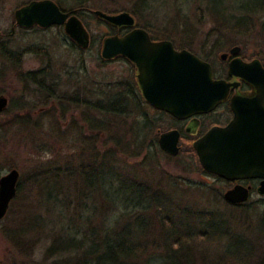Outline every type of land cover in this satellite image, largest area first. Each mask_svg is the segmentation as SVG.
Returning a JSON list of instances; mask_svg holds the SVG:
<instances>
[{"label":"rangeland","instance_id":"obj_1","mask_svg":"<svg viewBox=\"0 0 264 264\" xmlns=\"http://www.w3.org/2000/svg\"><path fill=\"white\" fill-rule=\"evenodd\" d=\"M26 1L6 0L7 5L1 19H9V6L14 8ZM62 1L66 7H76V0ZM138 1L90 0L86 8L109 14L130 13ZM251 1L148 0L149 10L145 11L144 15L146 20L152 21L149 25L153 30L156 29L155 35L159 38H162L159 32L166 28L178 36L182 34V29L188 28L194 31L193 52H190L200 55L203 53L202 45L206 44L210 47L211 42L217 39V35H212V31L219 28L220 24L210 12L243 15V12L238 10L239 6L248 7ZM178 13L186 15L189 21L188 27L184 28L183 23L176 21ZM168 20L176 21V23H169ZM2 23V26H5L7 21ZM145 23L146 21L142 20L137 26L142 28ZM252 23L254 29L251 34L244 37L238 36L239 38L228 36L232 40L225 41L224 49L220 53L234 47H241L247 57H252L256 49L255 43L260 39V26L264 24L262 10L252 17ZM86 25L95 42L90 50L72 49V43L66 40L63 29L52 28L47 32L19 34L20 36L14 37L15 44L19 46L30 45L31 42L37 43L39 48L45 45L48 47L46 50L44 47L48 56L40 52L28 54L19 66L13 64L11 66V62L0 61V96L6 97L9 102L7 114L0 116V128H5L0 132V178L16 169L20 173V180L24 182L23 192L12 204L14 208L10 209L6 217L0 221V264H5L8 257L14 258L16 262L27 259V262L31 264H53L54 262L44 259L47 248H45L46 239L44 238L29 253L13 250L11 242L8 241L7 234L20 225V217L25 212V205L26 208L33 209L40 200L43 207L36 215H42L44 220L40 219L55 228H63L73 219L76 220L85 214L84 209L77 207L79 203H86L88 206L86 211L89 215L92 214L90 206H95L96 213L93 211L95 226L100 227L102 222L101 209L103 208L99 194H96L97 191L87 188V184H82L81 177L79 178L75 172L71 177L67 173L70 169L77 170L79 166L91 160L82 153L85 146L78 141L76 133L79 130L72 129L71 124L80 118L82 110L72 107L68 114L63 113L61 101L48 97L37 83H26L19 76L20 73L35 72L51 65V71L48 72L52 75L50 82L53 80L54 83L52 85L49 82L51 92L59 93L66 100L78 89L84 91L85 86L91 89L98 85L100 87L103 83H115L126 79L130 71L127 62L117 59L103 63L100 59V44L104 38L116 35V31L95 16L87 17ZM173 34L171 36L177 39ZM177 43L180 46L181 43L179 41ZM209 50L210 48L207 51ZM220 53L215 54L214 57H218L214 62H220ZM199 55L197 56L200 57ZM82 60H85L86 70L81 65ZM148 111L151 112L150 109ZM151 116L153 117L154 114ZM134 120L135 116H131L125 125H131ZM123 128L125 129V126ZM167 128L168 126L163 125L160 130L164 132ZM179 147L180 152L176 157H169L170 155L161 152L156 153L154 159L150 160L151 166L148 172L140 174L152 191H162L171 197L175 204L174 208H177L174 214L182 220L186 230L202 232L204 229L211 240L218 239L210 241L202 237L197 238L193 245L197 249L195 264H203V260L205 264H213L216 260L221 264H228L224 255L228 250L231 254L251 251L249 253H252L253 257L248 264H264L262 263L264 260V201H260L255 196L241 208L229 206L223 200L224 188L216 184L212 178L199 173L198 157L190 148V143L182 140ZM139 161L141 160L133 163ZM38 174L41 177H38ZM54 174L57 175L56 181H44L46 176ZM175 179L179 182L178 185H172L171 180ZM210 183H213V186ZM38 192L41 193V197ZM166 194H163L165 199ZM88 196L91 197L88 198ZM148 217L151 219V225L148 233L147 254L141 258L143 260L146 256L163 252L160 241L163 215L158 208L153 207L148 211ZM160 262L161 260L157 259L152 264Z\"/></svg>","mask_w":264,"mask_h":264},{"label":"trees","instance_id":"obj_2","mask_svg":"<svg viewBox=\"0 0 264 264\" xmlns=\"http://www.w3.org/2000/svg\"><path fill=\"white\" fill-rule=\"evenodd\" d=\"M76 2L87 6L90 0H76ZM147 3L148 0H139L130 13L136 18L137 25L140 21L145 20L146 23L142 28L150 33H155L156 29L153 30L149 25L152 21L145 19V11L149 10ZM59 4L65 10L71 8L63 5L62 0H59ZM238 10L242 11L243 15L228 12L220 14L210 9L211 15L220 24L219 28L212 31V35H217L216 44L210 47L206 44L202 45L203 53L196 55L205 61H212L215 54L224 49L225 41L232 40L228 36L239 38L251 34L253 29L249 26L244 27V25H253L252 17L260 13L261 10L264 12V2L252 0L250 6L243 7L241 5ZM83 19L86 21V18ZM176 19L184 24V28L189 26L186 15L178 13ZM176 21L168 20L167 22L175 24ZM182 30L180 36L173 34L169 28L163 29L159 33L162 39L173 41L179 49L192 51L194 31L188 28ZM171 34L180 40L172 37ZM178 41L181 43L180 46ZM94 43L93 39L92 44ZM71 46L72 49L76 48L74 45ZM209 48L210 50L207 51ZM27 52L37 54L39 50L30 48ZM5 55L11 61V66L12 64L18 66L21 64L16 61L18 55L15 53L7 51ZM118 60L126 62L122 58ZM102 62L109 63L104 60ZM81 65L86 70L85 60L81 61ZM50 71L51 65L32 72L33 75H23L21 79L25 82L37 83L48 97L61 101L60 106L63 108L67 103L65 97L59 93L56 94L55 91L51 92L50 78L45 76ZM98 86L91 89L85 86L84 91L78 89L68 98V112L72 107L82 110L80 118L77 119L78 122L73 121L71 124L72 129L79 130L76 133L78 141L85 146L82 153L91 160L79 166L77 170L70 169L67 173L71 177L75 172L79 178L81 177L82 184H87V188H91L90 190H95L96 194H99L103 208L101 209L103 219L100 227H96L94 222L96 207L90 206L92 214L89 215L86 211L88 207L86 203L77 205L84 209L85 214L76 220L73 219L63 228L45 224L43 216L36 215L43 207L39 200V203L33 208L34 210L26 208L25 205V212L20 217V225L7 234L8 241L11 242L13 250L19 253H29L43 241V238L46 239L44 243L47 248L44 252V259L50 262L54 261L53 264H152L157 259L161 260L159 264H195L197 249L193 245L197 238L202 237L210 239V241L218 239L211 240L204 229L202 232L186 230L182 220H179L177 214H174L177 208H174L175 204L171 197L162 191H152L140 174L148 172L149 166H151L150 160L154 159L156 153L166 154L158 143L160 128L164 124H153L152 113L148 111L147 102L143 98L137 79H134L133 76L129 75L124 80L109 84L103 83L100 87ZM64 113L66 112L64 111ZM131 116H135V120L131 125H125ZM80 120L81 123H79ZM4 129L1 127L0 132ZM190 148L195 154L192 143H190ZM139 159L141 161L133 163ZM197 162L199 173L209 176L201 167L198 159ZM37 176L41 177L40 174ZM56 177L55 174L49 175L45 177L44 181L54 182ZM171 183L178 185L179 182L175 179L171 180ZM40 185L42 184L40 183ZM23 188L24 182L20 180L14 201L20 197ZM163 194H166V199ZM39 197H41V193H39ZM12 204L10 209L14 208ZM153 207L158 208L163 215V229L160 234L163 252L146 256L143 260L141 258L147 254L148 233L151 225L148 211ZM249 252L251 251L231 254L228 250L224 255L228 264H248L253 257V254ZM5 261V264H31L27 262V259L16 262L14 258L8 257ZM203 264H205V260H203ZM213 264L221 263L216 260Z\"/></svg>","mask_w":264,"mask_h":264},{"label":"water","instance_id":"obj_3","mask_svg":"<svg viewBox=\"0 0 264 264\" xmlns=\"http://www.w3.org/2000/svg\"><path fill=\"white\" fill-rule=\"evenodd\" d=\"M94 14L119 29H132L130 33L108 36L101 48V58L111 62L122 58L137 69L136 79L144 100L153 108L184 120L213 111L224 99L228 85L214 79L212 66L200 57L183 49L177 51L170 41L153 42L149 33L137 28L136 18L129 12L109 14L101 10ZM18 23L27 27L43 28L65 26L66 34L83 49L90 46V34L83 22L63 13L51 1L32 4ZM239 47L231 50L238 55ZM226 54L222 58H226ZM230 73L247 79L256 87H264V68L259 63L245 64L236 59ZM7 106L6 97L0 98V113ZM214 127L193 144L201 167L209 174L226 180L260 178L264 180V142H250L248 138L232 137V130ZM178 131L163 133L159 146L166 154L176 157L180 152ZM20 173L13 169L0 178V221L11 207L18 193ZM260 193L264 196V182ZM231 204L249 200L247 189L239 186L225 194Z\"/></svg>","mask_w":264,"mask_h":264},{"label":"flooded vegetation","instance_id":"obj_4","mask_svg":"<svg viewBox=\"0 0 264 264\" xmlns=\"http://www.w3.org/2000/svg\"><path fill=\"white\" fill-rule=\"evenodd\" d=\"M41 1H47V0H27L26 2H23L15 6L14 8L9 6V10H8L9 19L6 18L1 19L2 15H4V11L7 3L6 0H0V22H1L0 23V61L11 62L9 58L5 55L7 51H11V53H15L16 55H18V59H16V61L22 63V60L26 55L34 54L33 52H27L30 50V48L38 49L40 53H44L47 55V51L45 50L48 47H46L45 45L42 48L41 47L39 48L37 43L31 42L30 45L26 44L24 46H19L17 43L15 44L14 37L18 36L19 34L30 35L31 33H36V32H47L52 28L63 29V32L65 33L64 35L68 43H72V45H74L79 50L86 51L91 49L92 36L89 29L87 28L86 21L83 18L87 19V17H92V16H95L96 18L98 17L94 14V11L96 10H91L89 8H86L85 5H82L83 3L77 2L76 7H71L70 9L65 10L59 4V1L51 0L59 6V8L63 13L69 14L70 17L75 16L83 22L84 26L87 28L90 34V46L88 49H83L75 41H73L66 34L65 26H52L50 28H43L39 25H34L31 27H27L18 23V18H17L18 12H22L21 18H24L23 15L24 12L32 4ZM4 21H7V23L5 24V26H2L3 25L2 22ZM102 21L105 22L104 20ZM106 24L109 25L108 23ZM109 26L112 27V29L116 31V34H119L120 36L130 33L132 31V29H119L111 25ZM248 26L254 29V25H244V27H248ZM136 27L139 28L138 26ZM6 32H10V34H5ZM147 32L149 33L150 38L153 42L170 41L159 38L158 36L155 35V33H150L149 31ZM259 34H260V39H258V41H256L255 43L256 49L252 57H247L244 54L242 48L240 47V51L238 55H232L231 54L232 49H230L227 52L225 51L222 52V54L224 53L227 55L226 58H222L224 54L222 55L220 53L221 54L220 62H214L218 56L214 57L212 61L204 60L205 62L209 63L212 66L214 79L218 81H224L228 85L223 101L210 113L193 116L189 119L180 120L166 112L159 111L153 108L151 105L147 103L148 109H150L151 112H153L152 114H154V116L152 117L153 124L156 125L157 123H160L162 125L164 124L168 126V128L164 132L160 133L159 140L163 133L176 130L180 134V141L186 140L189 143H192L193 145L196 141L201 139L204 135L207 134V132H209L214 127L229 129L232 126H236L231 131L233 134L232 137L236 138L235 136H239V137H243V139L248 138V141L250 142H259V143L264 142V87H256L247 79L241 76H235L234 73L233 74L230 73V65L236 59H239L241 62L245 64H251L253 62L259 63L264 68V24L260 26ZM170 42H172V44L174 45L177 51L183 50L176 47L173 41ZM102 43H101V48H102ZM211 44L212 45L216 44V41L211 42ZM101 48H100V59H102ZM126 62L129 64L130 67L129 75L133 76V78L135 79L137 74L136 66L128 60H126ZM32 72L34 71H28L25 72L24 74L20 73L19 76L21 78V76L23 75L24 76H28V74L33 75ZM45 76L49 78L52 77L50 73H46ZM50 83L52 85L54 84L53 81ZM1 97L3 96H0V98ZM66 101H67L66 105H68V98ZM8 103L9 102L7 99V106L5 110H3V112L0 113V116L7 114L9 109ZM66 105L63 106L62 111L63 113L65 111L68 114V110H67L68 106ZM208 175H209L208 177L212 178L216 184H220L222 188H224L223 200L229 206L235 208H239L240 206L243 207L255 196L258 197L260 201H264V196L260 193V190L262 188V183L264 182V180L260 178H249L244 180H226L213 174L208 173ZM210 184L212 185L213 183ZM239 186L248 190L249 200L241 204L229 203L225 199V194Z\"/></svg>","mask_w":264,"mask_h":264}]
</instances>
